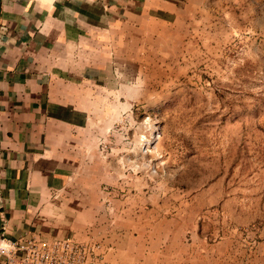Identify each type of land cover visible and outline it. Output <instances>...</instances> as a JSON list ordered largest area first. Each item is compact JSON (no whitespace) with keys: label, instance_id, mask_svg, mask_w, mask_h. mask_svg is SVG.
I'll list each match as a JSON object with an SVG mask.
<instances>
[{"label":"crops","instance_id":"0c3cea01","mask_svg":"<svg viewBox=\"0 0 264 264\" xmlns=\"http://www.w3.org/2000/svg\"><path fill=\"white\" fill-rule=\"evenodd\" d=\"M197 3L0 0V238L100 241L105 264H227L226 234L126 191L98 146Z\"/></svg>","mask_w":264,"mask_h":264},{"label":"rangeland","instance_id":"374dc122","mask_svg":"<svg viewBox=\"0 0 264 264\" xmlns=\"http://www.w3.org/2000/svg\"><path fill=\"white\" fill-rule=\"evenodd\" d=\"M188 19L99 150L126 191L226 234L227 264H264V0H199Z\"/></svg>","mask_w":264,"mask_h":264},{"label":"built area","instance_id":"2783aa9c","mask_svg":"<svg viewBox=\"0 0 264 264\" xmlns=\"http://www.w3.org/2000/svg\"><path fill=\"white\" fill-rule=\"evenodd\" d=\"M0 264H105L100 241L73 237L0 238Z\"/></svg>","mask_w":264,"mask_h":264}]
</instances>
